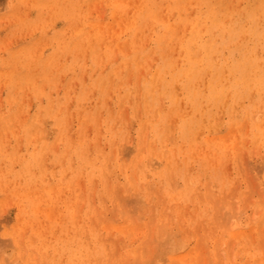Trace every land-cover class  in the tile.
Returning a JSON list of instances; mask_svg holds the SVG:
<instances>
[{
	"label": "rangeland",
	"instance_id": "374dc122",
	"mask_svg": "<svg viewBox=\"0 0 264 264\" xmlns=\"http://www.w3.org/2000/svg\"><path fill=\"white\" fill-rule=\"evenodd\" d=\"M261 1L0 0V264H264Z\"/></svg>",
	"mask_w": 264,
	"mask_h": 264
},
{
	"label": "bare ground",
	"instance_id": "6f19581e",
	"mask_svg": "<svg viewBox=\"0 0 264 264\" xmlns=\"http://www.w3.org/2000/svg\"><path fill=\"white\" fill-rule=\"evenodd\" d=\"M262 2V1H261ZM262 3H264V2H262ZM127 15V14H126ZM132 20V19H131ZM52 24V23H51ZM125 28V27H124ZM117 29V28H116ZM204 49L208 52V50H207V48H208V45H206V44H204ZM248 55V54H247ZM238 57H239V59H237V60H235L234 62H232V67H231V74H232V76H233V80L235 81V83L236 84H238V83H245V82H247L248 80H254L255 82H257L259 85H262V86H264V84H262V83H264V78H261L262 76L261 75H264V73H260L259 75H257V73H256V71H258L257 70V66H255L254 65V59H248V60H250L251 62H247L245 59V57H244V54H242L240 51L238 52ZM237 57V58H238ZM247 57H249V56H247ZM115 58V57H114ZM195 59V57H194V55L192 54V53H190V60H194ZM233 59H235V58H232V60ZM196 60V59H195ZM195 60L194 61H191V66H194V62H195ZM231 60V61H232ZM177 63H178V61H177ZM259 63V62H258ZM252 69H253V72H252V76L251 77H249L250 75H251V71H252ZM192 72V71H191ZM225 75V74H224ZM261 76V77H260ZM205 80V79H204ZM221 80V79H220ZM138 81V80H137ZM258 87V86H257ZM253 92V91H252ZM161 97V96H160ZM129 102V101H128ZM138 109V108H137ZM138 111V110H137ZM157 111V110H156ZM138 114V113H137ZM139 116V115H138ZM125 117V116H124ZM140 118V117H139ZM40 119V118H39ZM51 120V119H50ZM49 120V121H50ZM128 120V119H127ZM44 122V121H43ZM171 124V123H170ZM128 125V124H127ZM56 128V127H55ZM215 129V128H214ZM170 137H172V136H170ZM169 137V138H170ZM144 138V137H143ZM218 138H220V137H218ZM168 139V138H167ZM72 141V140H71ZM224 141V140H223ZM145 142V141H144ZM172 142V141H171ZM208 142H209V140H208ZM216 143H218L219 145H223V142H221V141H219L218 140V142H216ZM14 145H15V143H14ZM97 145V144H96ZM144 146V145H143ZM55 147H56V145H55ZM91 147V146H90ZM102 148V147H101ZM131 148V147H130ZM144 148V147H143ZM123 150V149H122ZM133 150V149H132ZM128 151V150H127ZM131 150H129L128 152H130ZM107 159V158H106ZM139 159V158H138ZM147 159V158H146ZM111 160H112V158H111ZM147 161V160H146ZM250 162V161H249ZM261 162V161H260ZM262 162H264V161H262ZM150 164V163H149ZM251 164V163H250ZM102 165V164H101ZM123 165V164H122ZM141 166V165H140ZM258 166H259V164H258ZM155 167V166H154ZM134 168H135V165H134ZM255 169V168H254ZM261 171V170H260ZM111 172V171H110ZM258 173V172H257ZM258 176H259V173H258ZM134 177V176H133ZM260 179H261V177H260ZM136 180V179H135ZM201 180V179H200ZM189 182V181H188ZM172 186V185H171ZM174 186V185H173ZM178 186V185H177ZM108 187V186H107ZM106 187V189H108ZM160 187V186H159ZM259 187V186H258ZM91 189V188H90ZM161 190V189H160ZM262 191V190H261ZM209 192H210V190H209ZM250 192V191H249ZM257 192V191H256ZM261 193H264V192H261ZM90 194H93V193H90ZM113 195H114V193H113ZM257 195V194H256ZM89 197V196H88ZM117 197V196H116ZM132 198V197H131ZM59 199V198H58ZM100 199H102V198H100ZM140 199V198H139ZM220 199V198H219ZM260 199V198H259ZM116 200V199H115ZM129 200H131V199H129ZM128 200V201H129ZM134 200V199H133ZM221 200V199H220ZM224 200V199H223ZM222 200V201H223ZM112 201V200H111ZM127 201V200H126ZM139 201V200H138ZM201 201V200H200ZM221 201V202H222ZM104 202V201H103ZM42 203V202H41ZM223 203V202H222ZM78 204V203H77ZM125 204H126V202H125ZM129 204V203H128ZM141 204H143V203H141ZM147 204V203H146ZM218 204V203H217ZM126 206H128L127 204H126ZM144 206V205H143ZM36 206H33L32 208H35ZM237 207V206H236ZM235 207V208H236ZM245 207V206H244ZM232 208V207H231ZM129 209V208H128ZM133 209V208H132ZM136 209V208H135ZM108 210V209H107ZM234 209H232V211H233ZM237 210H238V207H237ZM240 210V209H239ZM118 211H119V209H118ZM252 211V210H251ZM250 211V212H251ZM257 211V210H256ZM219 212V211H218ZM238 212V211H237ZM126 213V212H125ZM222 213V212H221ZM232 213H234V212H232ZM254 213H256V212H254ZM220 214V213H219ZM93 215V214H92ZM102 215V214H101ZM223 215H224V213H223ZM232 215V214H231ZM115 216V215H114ZM140 216V215H139ZM222 216V215H221ZM104 217V216H103ZM236 217V216H235ZM97 218H99V217H97ZM138 218V217H137ZM221 218V217H220ZM249 218V217H248ZM5 219V218H4ZM113 219V218H112ZM179 219V218H178ZM230 219V218H229ZM136 220V219H135ZM172 220V219H171ZM99 221V220H98ZM101 221V220H100ZM174 221V220H173ZM227 222L229 221V220H226ZM1 222V221H0ZM91 222H93V221H91ZM35 223V222H34ZM33 223V224H34ZM229 223V222H228ZM174 224H175V222H174ZM177 224V223H176ZM230 224V223H229ZM42 225V224H41ZM228 225V224H227ZM215 228V227H214ZM92 229V228H91ZM161 229H162V227H161ZM227 229V228H226ZM44 230V229H43ZM178 230V229H177ZM222 230V229H221ZM223 231V230H222ZM76 232V231H75ZM42 233V232H41ZM76 234V233H75ZM169 234V233H168ZM235 234V233H234ZM173 234H171V236H172ZM175 236H176V234H175ZM83 237H84V234H83ZM170 237V236H169ZM173 238V237H172ZM179 238V237H178ZM181 238V237H180ZM187 238V237H186ZM7 239V238H6ZM5 239V240H6ZM32 239H33V237H32ZM3 240V243H6L7 244V242L9 243V241H5L4 242V239H2ZM8 240V239H7ZM110 240V239H109ZM176 240V239H175ZM183 240V239H182ZM260 240V239H259ZM11 241V240H10ZM115 241V240H114ZM177 241V240H176ZM184 241V240H183ZM203 241V240H202ZM262 241H264V240H262ZM83 242V241H82ZM106 242V241H105ZM177 242H179V241H177ZM21 243V242H20ZM105 244V243H104ZM174 244V243H173ZM180 244V243H179ZM179 244H177L178 246H180ZM233 244V243H232ZM13 245V244H12ZM114 245V244H113ZM2 247V246H1ZM9 247V246H8ZM172 247H174V246H172ZM231 247H232V245H231ZM3 248V247H2ZM161 248V247H160ZM169 248V247H168ZM178 248V247H177ZM205 248V247H204ZM107 249V248H106ZM172 249V248H171ZM176 249V248H175ZM179 249H181L180 247H179ZM215 249V248H214ZM33 250V249H32ZM169 250V249H168ZM3 251V250H2ZM174 251V250H173ZM176 251V250H175ZM206 251V250H205ZM171 251L169 250V252L168 253H170ZM219 252V251H218ZM9 253V252H8ZM114 253V252H113ZM1 255V254H0ZM5 255V253L3 254V256ZM10 255V254H9ZM37 257V256H36ZM162 257V256H161ZM165 257V256H164ZM7 258V257H6ZM6 258H5V261H6ZM14 258V257H13ZM166 258V257H165ZM230 258V257H229ZM147 259V258H146ZM149 259V258H148ZM110 260V259H109ZM4 261V262H5ZM37 261H38V258H37ZM143 261V260H142ZM155 261V260H154ZM161 261H162V258H161ZM165 261V260H164ZM208 261V260H207ZM7 262V261H6ZM9 262V261H8ZM18 262V261H17ZM160 262V261H159ZM158 262V263H159ZM186 262V261H185ZM213 262V261H212ZM19 263V262H18ZM44 263H46L45 261H44ZM144 263V262H143ZM153 263V262H152ZM156 263H157V261H156ZM7 264V263H6ZM32 264V263H31ZM40 264V263H39ZM160 264V263H159ZM222 264V263H221ZM224 264V263H223Z\"/></svg>",
	"mask_w": 264,
	"mask_h": 264
}]
</instances>
